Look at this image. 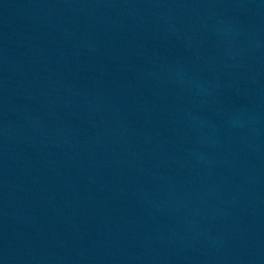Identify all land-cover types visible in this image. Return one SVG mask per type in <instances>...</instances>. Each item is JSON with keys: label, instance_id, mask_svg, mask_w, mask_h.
<instances>
[{"label": "water", "instance_id": "95a60500", "mask_svg": "<svg viewBox=\"0 0 264 264\" xmlns=\"http://www.w3.org/2000/svg\"><path fill=\"white\" fill-rule=\"evenodd\" d=\"M0 264H264V0H0Z\"/></svg>", "mask_w": 264, "mask_h": 264}]
</instances>
